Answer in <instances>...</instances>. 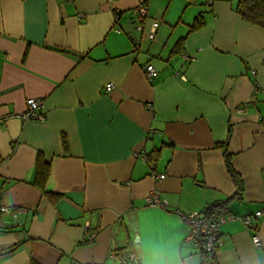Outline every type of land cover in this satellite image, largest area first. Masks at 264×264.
Wrapping results in <instances>:
<instances>
[{"label":"crops","instance_id":"crops-1","mask_svg":"<svg viewBox=\"0 0 264 264\" xmlns=\"http://www.w3.org/2000/svg\"><path fill=\"white\" fill-rule=\"evenodd\" d=\"M234 1L0 0V264H201L176 210L234 194L223 143L243 192L219 214L261 208L264 28ZM139 3L152 41L130 13ZM27 98L43 121L17 116ZM37 152L55 202L31 184ZM154 189L165 207L145 203ZM254 223L259 246L253 227L220 225L217 264H264V217Z\"/></svg>","mask_w":264,"mask_h":264},{"label":"built area","instance_id":"built-area-1","mask_svg":"<svg viewBox=\"0 0 264 264\" xmlns=\"http://www.w3.org/2000/svg\"><path fill=\"white\" fill-rule=\"evenodd\" d=\"M209 2L210 0H205ZM147 6L144 3H139L136 7L130 10V13L135 17L136 28L139 32L143 34L149 41H152L155 37V29L153 27L145 29L142 24V20L147 17ZM186 61H191L194 56L183 55ZM143 71L146 79L150 80L155 74V69L151 64H146L143 66ZM183 78V76H182ZM113 88L112 83H107L105 85V91L109 92ZM17 116L22 120H34L43 121L45 119V114L42 110L41 100L37 98H27L25 100V111L17 114ZM137 156V153H135ZM142 158L146 160L145 155L141 154ZM152 175L157 179H163L165 173H152ZM145 203L149 206L165 207L166 202L160 197L159 192L154 189L151 190L145 196ZM1 212H10V207L1 206ZM176 213L182 219L187 227V232L185 239L189 242H200L201 247L209 252L210 254H216L218 247L221 245L222 241L220 238V225L226 220H238L248 227H253L254 233L252 235V242L255 246L260 245V237L258 233V226L255 225V221L264 217V204L261 208L256 210L254 213L249 215L237 216L232 214L221 213L218 217L213 219L205 217L202 213L198 211L193 212H183L176 210ZM95 233L89 235L88 242H91L95 238ZM134 257L131 253H125L120 256V264H127L128 261H133Z\"/></svg>","mask_w":264,"mask_h":264},{"label":"trees","instance_id":"trees-1","mask_svg":"<svg viewBox=\"0 0 264 264\" xmlns=\"http://www.w3.org/2000/svg\"><path fill=\"white\" fill-rule=\"evenodd\" d=\"M234 10L239 14L240 18L248 23L255 24L264 28V0H235ZM202 21L196 18L194 23L191 25L190 29H196L201 26ZM182 40L180 39L177 43L176 50L180 49L182 45ZM219 147L222 150L226 170L235 185V192L233 195L226 197L223 200L211 203L207 205L200 213L205 217L213 219L222 210L227 208V203L232 198L240 199L243 192V180L239 173L235 171L231 164V154L227 151L225 143L220 144ZM50 165L44 161L43 155L37 152L35 158V168L33 179L31 184L37 187L43 194L48 197L51 201L55 202L60 195L56 193H51L45 190V183L49 176ZM201 244V243H200ZM201 264H217L215 254H210L200 247ZM31 264H35L31 261Z\"/></svg>","mask_w":264,"mask_h":264}]
</instances>
